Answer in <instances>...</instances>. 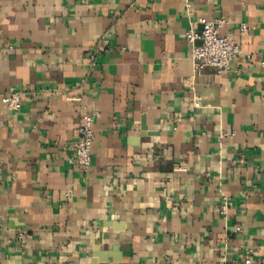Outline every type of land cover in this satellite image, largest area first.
Returning <instances> with one entry per match:
<instances>
[{
    "label": "crops",
    "instance_id": "obj_1",
    "mask_svg": "<svg viewBox=\"0 0 264 264\" xmlns=\"http://www.w3.org/2000/svg\"><path fill=\"white\" fill-rule=\"evenodd\" d=\"M215 19L240 52L196 72ZM263 59L264 0H0L2 263L264 264Z\"/></svg>",
    "mask_w": 264,
    "mask_h": 264
},
{
    "label": "built area",
    "instance_id": "obj_2",
    "mask_svg": "<svg viewBox=\"0 0 264 264\" xmlns=\"http://www.w3.org/2000/svg\"><path fill=\"white\" fill-rule=\"evenodd\" d=\"M221 19L213 21H204L199 28L189 27L185 32V38L190 45V57L193 68L196 72H202L207 68L221 73L226 70L229 63L240 52V46L237 40L230 34L222 35L220 27ZM241 29L245 30L246 25H241ZM260 68L264 71V59L260 62ZM6 107L10 110L20 109L22 102L18 92L5 93L2 97ZM194 107L200 106V98L197 97L193 101ZM94 119L95 113L86 110L81 116V122L77 129L78 138L73 145V153L68 157V163L78 165L82 171H87L92 161V149L94 144ZM227 202L221 205L222 214L227 212ZM240 230V227H236ZM0 264L2 263L0 249ZM244 264H258L249 256L244 258Z\"/></svg>",
    "mask_w": 264,
    "mask_h": 264
}]
</instances>
